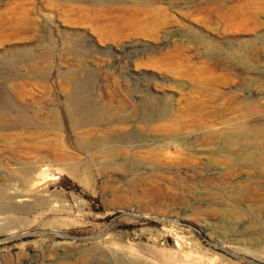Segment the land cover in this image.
Returning <instances> with one entry per match:
<instances>
[{"label": "rangeland", "instance_id": "obj_1", "mask_svg": "<svg viewBox=\"0 0 264 264\" xmlns=\"http://www.w3.org/2000/svg\"><path fill=\"white\" fill-rule=\"evenodd\" d=\"M0 108V264H264V0H0Z\"/></svg>", "mask_w": 264, "mask_h": 264}, {"label": "bare ground", "instance_id": "obj_2", "mask_svg": "<svg viewBox=\"0 0 264 264\" xmlns=\"http://www.w3.org/2000/svg\"><path fill=\"white\" fill-rule=\"evenodd\" d=\"M10 111L3 110L2 108H0V131L11 129V128H25L26 126H28L31 123V119L25 118V122H24L17 115H13V113ZM96 121L92 120V119H91V121L85 120L82 122V124L83 125L94 124V123H97ZM86 147L89 148V145L86 144ZM92 148H93V146H91V149ZM77 165H79V164H77ZM0 166H2L3 168H5L9 171H12L14 173V175L19 174V176H18L19 179H17V180L13 179V180L15 181V183H18L21 187H24V188L29 187L30 190H33L40 184V181H44V178L39 177V175H40L39 171H41L43 164L33 165V164H23V163L19 164V163H13L12 162V163H6V164L0 163ZM74 169H75V171H79L81 169V167L75 166ZM15 185H17V184H15ZM11 189H13V188H11ZM14 191H16V190H14ZM18 192H20V191H18ZM18 192L13 193V194L18 195L19 194ZM14 195H13V197H14ZM2 199L3 200L11 199V196L9 195L8 190L7 189L5 190V188L3 190H0V200H2ZM13 199H15V198H13Z\"/></svg>", "mask_w": 264, "mask_h": 264}]
</instances>
